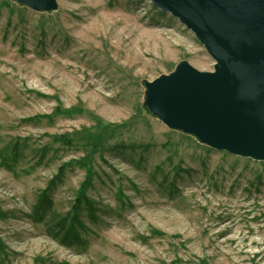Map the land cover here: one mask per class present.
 Instances as JSON below:
<instances>
[{"label": "rangeland", "instance_id": "rangeland-1", "mask_svg": "<svg viewBox=\"0 0 264 264\" xmlns=\"http://www.w3.org/2000/svg\"><path fill=\"white\" fill-rule=\"evenodd\" d=\"M56 2L0 0V264H264V160L143 104L179 61L212 69L192 31L148 0Z\"/></svg>", "mask_w": 264, "mask_h": 264}, {"label": "water", "instance_id": "water-1", "mask_svg": "<svg viewBox=\"0 0 264 264\" xmlns=\"http://www.w3.org/2000/svg\"><path fill=\"white\" fill-rule=\"evenodd\" d=\"M36 12L56 0H12ZM188 28L213 59L144 80L143 104L167 128L231 154L264 160V0H148Z\"/></svg>", "mask_w": 264, "mask_h": 264}, {"label": "trees", "instance_id": "trees-1", "mask_svg": "<svg viewBox=\"0 0 264 264\" xmlns=\"http://www.w3.org/2000/svg\"><path fill=\"white\" fill-rule=\"evenodd\" d=\"M55 138H57L58 140H64V137L63 136H55ZM66 142V141H65ZM170 191V190H169ZM80 194H82V195H84V187L82 186V189L80 190ZM84 201H86L87 202V199L86 198H84Z\"/></svg>", "mask_w": 264, "mask_h": 264}]
</instances>
